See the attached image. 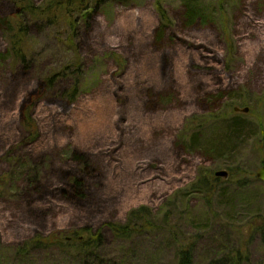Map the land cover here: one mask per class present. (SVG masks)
<instances>
[{
    "label": "rangeland",
    "instance_id": "rangeland-1",
    "mask_svg": "<svg viewBox=\"0 0 264 264\" xmlns=\"http://www.w3.org/2000/svg\"><path fill=\"white\" fill-rule=\"evenodd\" d=\"M22 1L0 0V264H177L188 248L191 264L238 254L264 264V0L89 4L74 29L59 11L33 15ZM29 1L40 9L51 0ZM190 1L207 24L188 22ZM218 91L228 96L215 110L198 103ZM226 117L251 127L239 160L175 148L195 131L213 137ZM72 152L97 166L92 203L40 200L79 174ZM219 171L229 178L214 182ZM137 211V234L108 228ZM105 226L99 251L73 242Z\"/></svg>",
    "mask_w": 264,
    "mask_h": 264
},
{
    "label": "trees",
    "instance_id": "trees-1",
    "mask_svg": "<svg viewBox=\"0 0 264 264\" xmlns=\"http://www.w3.org/2000/svg\"><path fill=\"white\" fill-rule=\"evenodd\" d=\"M124 0H51L48 5L44 8L36 9L33 7L32 3L29 0L22 1L21 9L25 10L24 12H31L39 14L41 17L44 15L49 16L52 11H59L63 14V18L69 27L72 29L75 28L77 20L74 19V15L84 11L87 6L90 4L98 8L102 4H107L110 2L120 3ZM185 17L188 22H194L200 19L202 23L207 24L208 20L206 17H202L201 14L204 11L198 7H194V4L190 1L187 3ZM157 10L161 12L163 19H165V14L160 5L157 6ZM66 14V15H65ZM64 74V73H61ZM60 74V75H61ZM55 76H59L55 75ZM48 79L46 85L51 86L52 79ZM79 94V86L75 85L71 91L65 96L69 101L75 100ZM228 96L226 91H218L216 93H206L201 99V102H198L202 105H206L209 109L215 110L216 105L223 102ZM213 119H219L218 116L209 115ZM24 119L28 128L32 132V136H35L36 126L32 121L29 111L24 112ZM228 120L229 117H226ZM37 132V131H36ZM251 133V127L239 117L230 118L227 124L222 128L221 132L213 135V137L206 138L203 136V133L200 131H195L188 136H181L176 141L175 148L180 150L181 153H185L190 157L200 156L204 160L211 159L216 156H226L231 155L232 158H241L240 150L243 147V142L248 138ZM69 161L75 163L79 166L77 172L80 174H75L76 172H67L63 177V182L61 185L55 186L52 188L50 194H47L42 201L56 200L68 206L69 203L79 201V203L84 201L91 202V193L94 189V184L92 183L95 180V175L98 174L97 166L93 167L88 164V158H85L84 155L78 152H72L70 155ZM264 165L262 162L261 166ZM204 179L202 177L200 183L195 185V192H204ZM39 184V180L36 181ZM214 182H219V179H214ZM242 187L246 185L244 183H238ZM40 186V185H39ZM203 186V187H202ZM34 193H37L35 189ZM92 203V202H91ZM63 206V205H61ZM63 206V207H64ZM143 211L132 212L129 216L128 222L125 225L119 224H109L107 225L110 231L118 238L128 239L133 234H137L142 228L143 225L140 224L141 218L145 216ZM137 221V222H135ZM142 226V227H141ZM105 228H100L98 231L93 232L90 228H83L80 232L75 233L74 243L79 245L81 251L89 253H95L99 251L100 247L105 241ZM192 250L182 249L179 252V261L177 264H191L192 263ZM238 254L234 256V259H227L228 261H217V264H242L243 259ZM237 258V261H235ZM100 264H105L100 261Z\"/></svg>",
    "mask_w": 264,
    "mask_h": 264
},
{
    "label": "water",
    "instance_id": "water-1",
    "mask_svg": "<svg viewBox=\"0 0 264 264\" xmlns=\"http://www.w3.org/2000/svg\"><path fill=\"white\" fill-rule=\"evenodd\" d=\"M89 14V11L86 13V15H84V19L86 18V16ZM236 112H243V113H248L249 109H244V110H240L238 108L235 109ZM215 177L216 178H223V179H228L229 178V173L228 171H219L215 173ZM256 178L264 183V165L257 171L256 174ZM0 246H1V235H0Z\"/></svg>",
    "mask_w": 264,
    "mask_h": 264
}]
</instances>
